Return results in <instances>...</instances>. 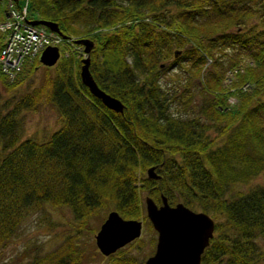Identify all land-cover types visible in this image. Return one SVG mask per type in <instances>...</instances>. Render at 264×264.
<instances>
[{
  "label": "trees",
  "instance_id": "obj_1",
  "mask_svg": "<svg viewBox=\"0 0 264 264\" xmlns=\"http://www.w3.org/2000/svg\"><path fill=\"white\" fill-rule=\"evenodd\" d=\"M34 18L57 23L62 52L71 37L93 40L88 69L123 108L88 91L74 51L44 65L37 85L0 96V249L33 212L65 207L73 239L23 264H86L96 250L78 246L77 233L110 209L150 225L144 196L163 194L213 217L199 264H264V181L228 196L264 172V0H27ZM36 60L11 81L0 70L4 89ZM176 64L171 80L164 72ZM43 103L58 127L21 137V113ZM134 240L101 264H143L126 247Z\"/></svg>",
  "mask_w": 264,
  "mask_h": 264
},
{
  "label": "water",
  "instance_id": "obj_2",
  "mask_svg": "<svg viewBox=\"0 0 264 264\" xmlns=\"http://www.w3.org/2000/svg\"><path fill=\"white\" fill-rule=\"evenodd\" d=\"M32 24H42L49 30L62 34L57 23L42 18L29 20ZM81 44L86 55L80 58L78 75L88 91L97 97L103 105L114 111H122L123 103L100 88L89 69V52L93 40L86 36L72 38ZM178 50H175L176 54ZM59 57L56 45H46L38 60L43 65H53ZM148 177H158L154 166L146 168ZM145 215L156 231L154 249L147 255L143 264H199L200 255L208 244L214 228L213 217L202 210H195L181 201L170 204L163 194L157 204L150 196H144ZM142 220L122 217L116 210L110 209L93 234L94 244L103 255L114 252L117 248L140 236Z\"/></svg>",
  "mask_w": 264,
  "mask_h": 264
},
{
  "label": "rangeland",
  "instance_id": "obj_3",
  "mask_svg": "<svg viewBox=\"0 0 264 264\" xmlns=\"http://www.w3.org/2000/svg\"><path fill=\"white\" fill-rule=\"evenodd\" d=\"M67 53L74 51L76 55H82L81 46L67 42ZM179 53V52H178ZM31 67L30 64L25 66L24 77L19 84L13 89L5 90L0 83V96L3 98H11L12 95H17L23 90H28L37 85L44 73L45 67L38 60ZM170 61V60H168ZM185 65V62H182ZM179 64L170 67L164 72L165 76H170L173 79L174 74L180 75ZM23 125L21 129V137L30 136L38 140L45 139L49 133L58 127L60 120L59 116L51 105L47 103L40 104L35 110H25L21 113ZM215 131H211L213 136ZM264 181V172H259L247 181L238 182L233 189L228 193L232 196L236 191H244L255 183ZM143 212L144 207H143ZM70 220V212L67 208H55L45 206L27 216L20 224L18 237L10 241L6 247L0 249V264H23L29 256L35 252L51 251L58 243L63 241L67 236L73 239L72 232L74 227ZM96 229L91 232L77 233L74 240L78 246L85 245L86 250L94 248L96 252L92 255L86 264H101L106 261V256L102 255L94 244L93 234ZM156 239V231L148 225L145 219H142V229L140 236L136 238L131 245L126 247L136 256L138 260H143L152 253ZM264 244V243H263Z\"/></svg>",
  "mask_w": 264,
  "mask_h": 264
},
{
  "label": "built area",
  "instance_id": "obj_4",
  "mask_svg": "<svg viewBox=\"0 0 264 264\" xmlns=\"http://www.w3.org/2000/svg\"><path fill=\"white\" fill-rule=\"evenodd\" d=\"M0 7V70L11 81L45 45H58L62 38L26 19L27 0L19 5H15L13 0H0Z\"/></svg>",
  "mask_w": 264,
  "mask_h": 264
}]
</instances>
